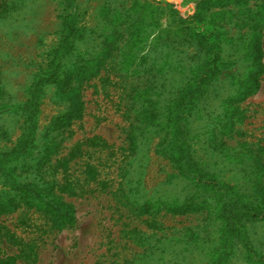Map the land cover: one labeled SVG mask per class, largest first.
<instances>
[{"label":"rangeland","instance_id":"rangeland-1","mask_svg":"<svg viewBox=\"0 0 264 264\" xmlns=\"http://www.w3.org/2000/svg\"><path fill=\"white\" fill-rule=\"evenodd\" d=\"M121 1L135 8L139 6L138 11L142 14L144 4H155L165 12L158 14L157 24L151 20L144 24L142 42L134 51L137 56L130 61L133 64L122 69L118 60L107 59L97 76L77 86L84 103V114L58 136L57 139L62 141L61 149L52 156L43 169L44 175H41L45 181L62 180V164L64 159H69L68 175L75 195L65 197V200L74 208V221L62 230H55L34 209H21L1 216L0 257L17 254L18 243L10 238L14 233L32 248L30 259L18 260L17 264L209 263L202 238L215 230V226L205 214L181 216L161 211L141 215L138 206L132 203L141 204L161 196H178L183 200L191 197L194 191L189 181L177 176L169 159L154 152L164 137V97L156 104L160 126L130 133L131 127L136 125V113L149 104L147 94L143 93L146 75L141 77L132 72L138 65L137 69L141 68L139 58L146 57V67L162 68L165 64L158 73L159 78L164 70H169L176 78L183 77L188 74L189 67L204 61V55L198 53L195 42L186 31L188 24L182 22L196 12V5L191 0ZM246 1L247 6L252 7L257 0ZM62 3V0H0L1 107L22 104L33 77L52 66L49 61L64 34ZM74 3L77 4L76 13L85 15L84 31L90 36L77 41L75 48L77 51L89 49L99 41L96 39L99 25L95 16L102 0H76ZM167 4L171 8H166ZM242 8L243 4L239 3L222 9L237 14L225 24L229 36L236 38L237 42L223 46L222 57L237 61L234 67L239 72L244 71L247 63L242 57L244 44L238 41L247 31L240 22L242 14L239 10ZM218 10L220 8L214 6L202 13L209 16ZM261 36L264 66V24ZM234 89L235 86L227 81H216L210 86L190 115L189 128L193 134L199 133L220 113V99ZM65 108L64 102L55 99L54 85L43 88L36 131L39 142H43L44 130L50 120L62 114ZM238 111L233 131L224 135L223 140L235 150L243 144L253 149L263 148L264 157V75L258 91L241 102ZM25 128L20 110L0 113V159L14 149ZM130 136L135 138V154L129 150ZM201 147L202 143L194 137L192 153L197 162L207 166V170L225 184L242 192L248 191L245 164H229L220 157L200 151ZM31 158L18 161L19 166L33 165ZM91 168L95 169L94 172H90ZM39 176L31 170L18 180L39 182ZM8 188L0 172V198ZM248 229L254 250L264 256V220L253 222ZM192 232L199 237H189ZM228 264L251 263L237 256Z\"/></svg>","mask_w":264,"mask_h":264},{"label":"trees","instance_id":"trees-1","mask_svg":"<svg viewBox=\"0 0 264 264\" xmlns=\"http://www.w3.org/2000/svg\"><path fill=\"white\" fill-rule=\"evenodd\" d=\"M75 1L62 0L64 5L61 20L65 35L63 34L53 51L49 61L52 66L33 77L27 88V98L22 104L9 108L1 107L0 104V113L5 110H20L26 126L18 144L0 159L1 176L9 187L0 198V217L21 209H34L55 230H62L74 221V208L65 200V197L75 195L68 175L69 159H64L62 164L64 167L62 180L45 181L41 175H44L43 169L52 156L61 149L62 141L57 139L58 136L84 114V103L77 86L97 76L107 59L115 58L122 69L133 64L130 61L137 56L134 51L142 42L144 24L149 20L157 24V18L165 12L155 4H144L142 14L138 11L139 6L135 8L134 5L121 0H102V5L95 16L99 25L96 39L99 41L89 49L82 48L77 51L75 48L77 41L88 37L89 34L84 31L85 15L75 11L77 5ZM191 1L196 5V12L182 22L188 24L186 31L195 42L198 53L203 54L205 59L200 64L189 67L188 74L183 77L176 78L175 74L164 70L159 78L158 73H161L165 64L161 66L162 68L153 65L146 67L144 66L146 57L139 58L142 61L141 68L137 69L138 65L132 72L139 73L141 77H144L142 74L146 75L143 93L147 94L149 104L148 107L136 111V125L131 127L130 134L132 130L160 126L156 104L164 97L163 109L166 112V122L162 126L164 137L161 143L155 146L154 152L169 159L177 171V176L189 181L194 191L191 197L183 200L178 196L172 198L161 196L141 204L136 201L132 203L138 206L141 215L161 211L181 216L205 214L215 226V230L209 232L207 237L203 236L206 237L205 240L202 238L209 259L208 264H228L229 260L237 256L251 264H264V256L258 254L250 243L248 229L253 222L264 220L263 148L253 149L243 144L239 150H235L223 140L224 135L233 131L235 118L239 112L238 105L258 91L264 75L261 42L264 0L255 1L252 7L247 6L246 0ZM239 3L243 4V8L239 10L242 14L240 22L247 29L238 40L244 44L242 57L247 62L243 72L234 67L237 61L225 60L222 57L223 46H231L237 42L236 38L229 36L225 26L227 20L236 17L237 14L222 9ZM214 6H218L220 10L209 16L203 15L204 9ZM167 7L171 8V5L167 4ZM71 58H74L73 61ZM216 81H227L235 86V89L220 99V113L207 122L199 133L193 134L189 128L190 115ZM48 85L55 86V99L64 102L66 108L62 114L50 120L44 130L43 142H39L36 131L40 99L43 88ZM130 137L129 150L135 154L137 149L135 138ZM194 137L203 145L200 151L220 157L229 164L246 165L248 171L246 182L249 188L247 192L225 184L215 174L209 172L207 166L196 161L192 153ZM38 142L41 143L40 146ZM29 157H32L33 165L25 163L19 166L20 161H25ZM31 170L40 175L39 182L18 180ZM94 170L91 168L90 172ZM197 236L192 232L189 237L193 239ZM10 238L14 243H18V252L0 257V264H17L18 260H29L32 255L31 245L24 243L14 233Z\"/></svg>","mask_w":264,"mask_h":264}]
</instances>
